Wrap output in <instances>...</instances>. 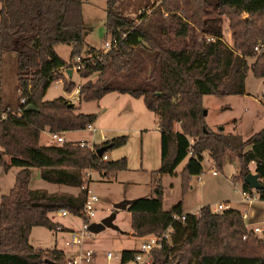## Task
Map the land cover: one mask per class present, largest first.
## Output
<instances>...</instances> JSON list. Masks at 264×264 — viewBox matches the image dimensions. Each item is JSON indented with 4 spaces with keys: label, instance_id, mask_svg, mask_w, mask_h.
<instances>
[{
    "label": "trees",
    "instance_id": "obj_1",
    "mask_svg": "<svg viewBox=\"0 0 264 264\" xmlns=\"http://www.w3.org/2000/svg\"><path fill=\"white\" fill-rule=\"evenodd\" d=\"M117 2L106 0L104 21L105 34L116 44L106 52L89 48L78 71L86 79L79 85V100L97 101L112 91L141 97L155 114L160 132L157 173L174 174L188 157L180 171L184 193L191 176L203 172L204 152L220 170L226 155L234 154L238 173L232 178L242 189L252 190L244 177L253 164L262 183L258 199L264 201V127L246 138L213 132L206 125L202 103L205 95L244 93L247 57L254 58L252 73L264 79V0H161L149 13L139 14L137 22L120 11ZM82 4L83 0H0V54L15 53L18 89L27 100L25 107L36 108L24 107L20 117L0 122V166L20 167L8 194L0 197V264H63L62 250L29 243L31 229H56L48 214L60 209L80 216L91 181L88 169L109 179L127 168L125 156L102 161L72 142H40L46 128L83 130L97 118V113L74 112L73 104L63 97L43 99L55 80L62 81L67 93L77 86L61 69L71 67L80 56L89 32ZM224 17L231 45L223 39ZM60 44L72 46L69 61L57 54L55 47ZM93 74L95 80L90 79ZM127 139L118 135L98 147H105V153ZM32 166L41 170L43 180L79 192L30 188ZM162 195L157 181L153 196L135 198L127 205L134 236L160 235L167 227L173 231L169 241L152 250L150 264H264V238L246 232L239 210L213 213L204 205L197 213L184 212L181 201L164 210ZM175 214L185 217L173 219ZM134 251L122 250V259H129Z\"/></svg>",
    "mask_w": 264,
    "mask_h": 264
},
{
    "label": "rangeland",
    "instance_id": "obj_2",
    "mask_svg": "<svg viewBox=\"0 0 264 264\" xmlns=\"http://www.w3.org/2000/svg\"><path fill=\"white\" fill-rule=\"evenodd\" d=\"M161 0H118L117 7L130 18L137 20L139 14L149 13L152 7ZM105 7L106 0H83L82 13L83 22L89 30L85 38V43L81 58L88 56L90 47L104 50V41H109L110 37L105 34ZM247 17V15H245ZM223 39L231 45V33L228 27L226 17L222 21ZM58 55L69 61L71 52L70 45L60 44L56 49ZM73 61V60H72ZM71 61V63H73ZM248 69L244 74V93L229 94L222 97L205 95L202 103L206 110L205 121L208 128L213 132H222L224 134H239L243 138L259 131L264 127V79L256 77L251 70V63L254 58H246ZM72 67V66H71ZM70 67V68H71ZM90 79L95 80L96 74L91 75ZM77 85H80L84 78L77 72H73L71 78ZM86 81V80H85ZM21 97L18 89L17 80V64L15 53L0 54V104L6 106H15ZM63 97L74 106V112L92 113L98 112L96 100L80 101L75 96H71L63 89V83L52 82L43 97L44 100H52L54 98ZM178 127V126H177ZM47 131V128L45 129ZM66 140L73 139H89L91 133L87 130H74L68 133L63 132ZM128 136L126 151L131 154L138 155L140 150V139L136 133H133L129 139ZM99 139L96 136V141ZM191 139V138H190ZM40 142L46 144H54L50 140L47 132H41ZM115 149V148H114ZM114 149L109 150V156L113 157ZM0 150L2 148L0 147ZM9 157L5 155L7 160ZM188 157L180 162L174 170V174H163L164 180H160L161 174L152 173L150 171L144 173H128L131 179V186L128 190L139 197L153 196V188L157 181H160L164 191L163 207L168 210L181 201L186 210H191L197 213L204 205H209L210 208L219 203H225L233 208H240V213L247 211L249 214V222L259 221L264 216V203L259 200L247 202L242 200L241 183L234 181L232 178L238 173V160L234 154L228 153L223 168L220 170L215 165L211 164V159L202 161L203 172L199 175H192L189 186L182 193L180 184V171L186 163ZM20 167L11 166L8 170H4L0 166V197L7 195L12 187L15 175ZM250 172H254V165L250 164ZM211 170L217 172L216 175L211 173ZM31 179L30 188H43L50 192H70L74 191L75 187H70L61 184H53L41 178V170L37 167H30ZM116 173L109 179H104L98 172L92 174L91 181L87 187L90 191L97 195L98 200L94 203L96 210L92 222H98L111 212L115 213L113 224L115 227H105L98 232H90L89 230L83 235L79 244H72V237L79 233L82 227L83 219L78 215L69 213L66 216H59L57 212L49 213V218L57 223L56 229H48L43 226L34 227L29 236V243L34 248L42 249H59L65 254L63 264L68 262L86 251H92V258L88 264H120L119 260L106 259L108 251L113 254H119L125 248L130 250H138L141 242L145 237H138L132 234L131 230V213L128 206L124 209H115L113 205L118 201H112V197L120 193L125 187L116 181ZM175 175L177 178H175ZM177 179V180H175ZM174 185L171 186L170 184ZM255 190H252V193ZM108 207V209H106ZM189 211V212H191ZM246 232L249 231L246 229Z\"/></svg>",
    "mask_w": 264,
    "mask_h": 264
},
{
    "label": "crops",
    "instance_id": "obj_3",
    "mask_svg": "<svg viewBox=\"0 0 264 264\" xmlns=\"http://www.w3.org/2000/svg\"><path fill=\"white\" fill-rule=\"evenodd\" d=\"M57 46L55 47V50L57 49ZM70 47L72 48L71 45ZM73 72L74 71L71 72L70 79L73 76ZM77 73L79 74V72ZM85 80L86 79H84V81ZM69 94L71 95V92ZM96 103L99 110L97 112V118L93 122V127L96 130L94 135L95 139L96 136L99 137L97 142L101 141V136H104L108 139H111L115 136L122 135L125 133H129V139L131 138L133 133H136L137 137L139 136L140 150L138 155L131 154L130 156L128 154V152L126 151L127 149L125 148L127 142L123 146L114 149L115 153L113 157H110L109 151H107L108 160H115L122 156H125L127 159L126 170L118 172L123 175L122 176L116 175L115 177L116 181H118L119 184H121L125 188L120 193L114 195L112 197V201L133 200L135 198H138L139 196H136V194L134 193L130 194L129 190L127 189L128 186H131L130 183H132L131 179L133 178L129 177L128 173L125 172L138 174L140 172L146 173L150 171L152 173L157 174L156 172L160 167V154H161L160 132L158 129L157 118L153 112L149 111L145 107L143 99L141 97L136 98L128 93H119L117 91H112L102 96L99 100L96 101ZM92 113H96V111ZM68 132L71 131H66L65 133ZM90 137H92V135ZM75 140H80V139H73V141ZM164 175L162 174L160 176L161 181L164 180L165 178ZM175 178H177L176 175ZM170 185L173 186L174 184L171 183ZM164 191L162 195V206L164 200ZM78 192L79 189L75 188L74 191H70L69 193L76 195ZM230 207L233 208L232 206ZM106 209H108V207ZM163 209L166 210L164 207ZM182 209L184 212L191 211V210H186L183 204H182ZM235 209L241 211L240 208H235ZM191 212L193 213V211ZM124 250H130V249L125 248Z\"/></svg>",
    "mask_w": 264,
    "mask_h": 264
},
{
    "label": "built area",
    "instance_id": "obj_4",
    "mask_svg": "<svg viewBox=\"0 0 264 264\" xmlns=\"http://www.w3.org/2000/svg\"><path fill=\"white\" fill-rule=\"evenodd\" d=\"M207 40H212V38L207 37ZM116 40H109V41H104L103 44V51H107L111 48V46H115ZM256 50H258V47H255ZM88 57V56H87ZM83 58L80 56H77L74 60L73 63L71 64L70 67H65L61 69V72L65 75L68 76L67 71L71 69V71L78 72L81 68V61ZM62 82L61 80H55L53 82ZM21 92V90H19ZM264 92V89H263ZM71 96H75L76 99H79V85L76 86V88L71 92ZM27 103V100L25 97L21 96L19 97L18 103L15 106H9V105H2L0 104V122L7 119L8 117L11 116H21L24 111V107ZM91 133L92 137H90L89 140L86 139H80V140H66L64 138L63 132H51L49 130H44L42 132H47L50 140H52L53 143L55 144H62L66 142H72L76 145H78L81 148H86L89 149L91 153H94L97 155V150L99 149V145H101L104 141L108 140V138L101 136V141L97 142L94 135H95V128L93 127L92 124H88L85 129ZM192 142L193 139H190ZM192 152L190 151L189 154ZM102 161L108 160V154L107 152H103L101 156ZM207 157L211 159V164L214 165V161L210 157L208 152L203 153V161L207 160ZM94 173L93 170L88 169L86 171V176L88 178H92V174ZM211 173L213 175H216L217 172L215 170H211ZM255 190V189H252ZM252 190H245L241 188V196L242 200L247 201V202H253L254 200H259L257 191L252 193ZM98 200V197L96 194L92 193L90 189L87 187L86 195H85V201L83 204V207L81 209L80 217L83 219V224L81 229L79 230V233L74 234L72 237V244H79L81 242V239L85 232L88 231V226L92 222V218L96 214V210L94 207V203ZM261 201V200H259ZM264 203V201H261ZM228 208H231L228 204L225 203H219L215 205L214 207L210 208V210L213 213H220ZM57 214L59 216H66L69 214V212L65 209H60L57 211ZM184 214L182 215H173V219H184ZM241 219L243 221V224L245 225V228L249 231L255 234L259 239L264 238V216L262 217L261 220L259 221H254V222H249V214L247 211H243L241 214ZM171 227H167L160 235H147L145 236V239L141 242L139 249L135 250L132 256L129 259L123 260L121 257V253L119 254H113L112 252L108 251L106 253V259L107 260H112V259H117L119 260L120 264H150L152 260V255L151 252L152 250L159 248L162 246L164 241H169L170 240V235L172 233ZM243 239L246 238V235L242 237ZM92 251L88 250L84 254H80L76 257H73L68 263L69 264H88L91 261L92 258Z\"/></svg>",
    "mask_w": 264,
    "mask_h": 264
},
{
    "label": "water",
    "instance_id": "obj_5",
    "mask_svg": "<svg viewBox=\"0 0 264 264\" xmlns=\"http://www.w3.org/2000/svg\"><path fill=\"white\" fill-rule=\"evenodd\" d=\"M71 72H72L71 69H69L67 71L68 77H70ZM35 109L36 108H35V106L33 104H28L25 107V110L26 111H33ZM203 115L204 116L206 115V110L205 109L203 110ZM104 150H105V147H100L97 150V155L98 156H101L102 153L104 152ZM244 181L247 183V185L250 188L255 189L256 191L259 190V189H261V187H262V183H261V181H260L257 173H254V172L247 173L246 176L244 177ZM129 201L130 200H121V201H118V202H116L113 205V207H114V209H124L129 204ZM114 218H115V213L114 212H111L109 215L105 216L100 221H98V222H91L89 224V226H88V230L90 232H98V231H100L101 229H103L105 227H115V225L113 224Z\"/></svg>",
    "mask_w": 264,
    "mask_h": 264
}]
</instances>
